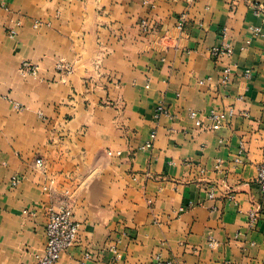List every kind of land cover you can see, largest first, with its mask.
I'll return each mask as SVG.
<instances>
[{"label":"crops","instance_id":"0c3cea01","mask_svg":"<svg viewBox=\"0 0 264 264\" xmlns=\"http://www.w3.org/2000/svg\"><path fill=\"white\" fill-rule=\"evenodd\" d=\"M259 4L0 0V264H36L66 205L81 240L55 264H264Z\"/></svg>","mask_w":264,"mask_h":264},{"label":"built area","instance_id":"2783aa9c","mask_svg":"<svg viewBox=\"0 0 264 264\" xmlns=\"http://www.w3.org/2000/svg\"><path fill=\"white\" fill-rule=\"evenodd\" d=\"M264 11V5H257V12L261 14ZM37 25V23H36ZM143 28L148 30L149 24L146 20L142 21ZM254 31L257 34H262V28L259 26L254 27ZM11 32L14 34L15 30L12 29ZM232 49L230 44H225L224 46H216L212 50V54L216 59H220L222 55L231 53ZM58 69L71 72L73 67L71 64L66 62H59L57 64ZM20 71L23 75L32 74L37 75L38 65L26 61L23 62L20 66ZM249 72V71H248ZM230 68L224 69L223 78H229ZM163 113H169L165 105L160 104L155 113L156 118H160ZM198 112L192 111L191 116L196 118ZM235 115V110L233 108L229 110H221L213 112L209 118L212 121L211 127L218 129L226 124H228ZM198 125L203 126V121L199 118L196 119ZM157 136L156 130L152 131L151 139L147 142L146 147H152L154 140ZM243 149L240 150V153L243 154ZM237 161H241V158H237ZM38 165L43 164V159L38 158L36 160ZM19 177L13 179V183L17 184L19 182ZM256 182L259 184L261 192L264 194V160L260 163ZM210 197H213V192H210ZM252 219H255L257 215L254 211L251 212ZM47 243L42 254L37 255L36 264H55L61 257V255L70 250L72 247L80 243V229L81 222L78 221L75 217L74 210L71 206H62L61 208H50L47 213V220L45 224ZM90 252L85 253V259L90 258ZM81 264H86V261H82ZM155 264H173L169 260L161 261L158 260Z\"/></svg>","mask_w":264,"mask_h":264}]
</instances>
